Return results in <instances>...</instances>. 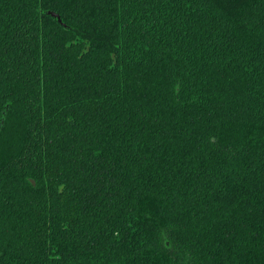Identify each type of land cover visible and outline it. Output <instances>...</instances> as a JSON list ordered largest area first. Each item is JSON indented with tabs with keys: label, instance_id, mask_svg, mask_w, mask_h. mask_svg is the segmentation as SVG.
Segmentation results:
<instances>
[{
	"label": "trees",
	"instance_id": "16d2710c",
	"mask_svg": "<svg viewBox=\"0 0 264 264\" xmlns=\"http://www.w3.org/2000/svg\"><path fill=\"white\" fill-rule=\"evenodd\" d=\"M0 264H264V0H0Z\"/></svg>",
	"mask_w": 264,
	"mask_h": 264
},
{
	"label": "water",
	"instance_id": "95a60500",
	"mask_svg": "<svg viewBox=\"0 0 264 264\" xmlns=\"http://www.w3.org/2000/svg\"><path fill=\"white\" fill-rule=\"evenodd\" d=\"M49 13H50L52 16L56 17L57 20H58L59 22H61L60 16H59L58 14H56V13L53 12V11H49Z\"/></svg>",
	"mask_w": 264,
	"mask_h": 264
}]
</instances>
